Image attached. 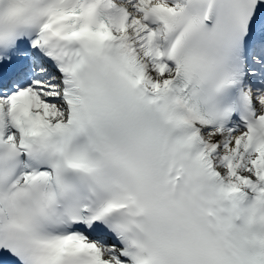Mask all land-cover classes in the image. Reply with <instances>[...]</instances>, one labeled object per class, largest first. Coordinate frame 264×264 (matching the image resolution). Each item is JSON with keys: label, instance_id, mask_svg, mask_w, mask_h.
<instances>
[{"label": "snow or ice", "instance_id": "snow-or-ice-1", "mask_svg": "<svg viewBox=\"0 0 264 264\" xmlns=\"http://www.w3.org/2000/svg\"><path fill=\"white\" fill-rule=\"evenodd\" d=\"M0 264H264V0H0Z\"/></svg>", "mask_w": 264, "mask_h": 264}]
</instances>
